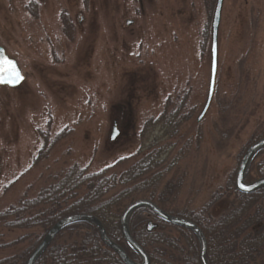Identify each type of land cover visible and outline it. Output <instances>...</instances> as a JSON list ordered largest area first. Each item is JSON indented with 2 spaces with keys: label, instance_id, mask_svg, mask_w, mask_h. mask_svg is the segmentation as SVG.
I'll list each match as a JSON object with an SVG mask.
<instances>
[{
  "label": "rangeland",
  "instance_id": "obj_1",
  "mask_svg": "<svg viewBox=\"0 0 264 264\" xmlns=\"http://www.w3.org/2000/svg\"><path fill=\"white\" fill-rule=\"evenodd\" d=\"M216 1L0 0V46L25 78L15 89L0 86V211L36 197L74 164L120 173L154 137L172 146L164 169L178 160L166 179L181 181L173 209L210 202L264 129V0H224L215 96L198 122ZM180 105L188 119L176 137L146 128ZM46 137L57 141L41 157ZM41 234L0 227V259Z\"/></svg>",
  "mask_w": 264,
  "mask_h": 264
},
{
  "label": "trees",
  "instance_id": "obj_2",
  "mask_svg": "<svg viewBox=\"0 0 264 264\" xmlns=\"http://www.w3.org/2000/svg\"><path fill=\"white\" fill-rule=\"evenodd\" d=\"M183 107L180 105L176 111L165 114L154 124L150 122L146 128L154 131L161 127L165 131L164 137H176L183 120L188 119L184 118ZM262 138L264 129L246 143L242 156L251 144ZM56 141L46 137L44 153L40 156H48ZM160 142L162 139L154 137L148 154L120 173L111 172L114 168L89 173L86 168L74 164L41 188L36 197H24L17 204L0 211L1 228H37L42 232L31 246L1 258L0 264H25L50 228L59 220L75 214L98 217L109 237L137 261L138 256L124 243L119 220L124 209L140 199L151 200L165 212L196 223L208 241L209 264H264V189L253 194L240 193L235 185L236 173H232L225 187L219 189L212 200L199 210L189 205L173 209L179 198L181 181L166 179L178 160L164 169L161 159L172 146H163ZM257 159L251 167L248 182L264 177V160L257 162ZM144 212L149 214L148 217L153 216L156 224L142 218ZM150 224L154 226L152 230L148 229ZM130 225L134 239L146 250L151 264H200V247L190 230L171 226L147 209L136 211ZM172 228L179 233V237L170 235L169 229ZM23 240L3 247L14 248ZM36 264L124 263L104 244L93 224L79 223L60 233Z\"/></svg>",
  "mask_w": 264,
  "mask_h": 264
},
{
  "label": "water",
  "instance_id": "obj_3",
  "mask_svg": "<svg viewBox=\"0 0 264 264\" xmlns=\"http://www.w3.org/2000/svg\"><path fill=\"white\" fill-rule=\"evenodd\" d=\"M223 6L224 0H217L212 21L210 85L207 100L198 118V122H201L208 114L215 96L219 55L218 34L222 19ZM4 61H10L12 65H15V70L19 72L21 79L12 84L0 80V86H5L13 89L20 87L25 81V78L22 75V71L18 63L8 56L3 47H0V76L8 75V73L4 72V68L7 67V65L4 64ZM117 133L118 131L115 126L113 129L111 140H114L116 138ZM263 151L264 138L253 143L243 155L236 173L235 180L236 188L240 193L253 194L257 191L264 189V177L251 183L246 182L247 176L249 174L253 162ZM140 209H148L152 211L161 221L171 226L190 230L196 237L200 247V264H209L207 259L208 241L203 230L196 223L189 219L174 216L165 212L157 204L148 199H140L130 203L122 212L119 220L121 235L124 242L128 246V248L131 249L140 258V262L133 260L118 242L109 237L104 224L98 217L92 214H75L67 216L59 220L56 224H54L50 228V230L44 235L43 239L38 244V246L30 254L25 264H36L42 258V256L45 254V252L48 250V248L51 246V244L59 236L60 233H62L68 227L79 223L93 224L98 229L100 237L104 244L111 250H113L124 264H151L150 256L148 255L146 250L134 239L131 232V218L133 214ZM153 228L154 226L150 224L149 230H152Z\"/></svg>",
  "mask_w": 264,
  "mask_h": 264
},
{
  "label": "snow or ice",
  "instance_id": "obj_4",
  "mask_svg": "<svg viewBox=\"0 0 264 264\" xmlns=\"http://www.w3.org/2000/svg\"><path fill=\"white\" fill-rule=\"evenodd\" d=\"M4 64L7 65L4 68V72L8 73V75L0 76V80L12 84L21 79L19 72L15 70V65H12L10 61H4Z\"/></svg>",
  "mask_w": 264,
  "mask_h": 264
},
{
  "label": "flooded vegetation",
  "instance_id": "obj_5",
  "mask_svg": "<svg viewBox=\"0 0 264 264\" xmlns=\"http://www.w3.org/2000/svg\"><path fill=\"white\" fill-rule=\"evenodd\" d=\"M31 12H32V11H31ZM33 14H34V15H37V13H36V12H34V11H33Z\"/></svg>",
  "mask_w": 264,
  "mask_h": 264
}]
</instances>
